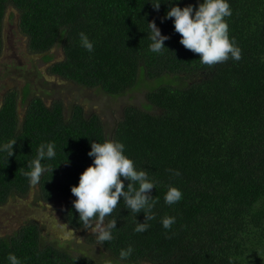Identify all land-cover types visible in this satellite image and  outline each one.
Masks as SVG:
<instances>
[{
	"label": "trees",
	"instance_id": "obj_1",
	"mask_svg": "<svg viewBox=\"0 0 264 264\" xmlns=\"http://www.w3.org/2000/svg\"><path fill=\"white\" fill-rule=\"evenodd\" d=\"M197 3L179 0L181 7ZM229 3L232 15L225 19L241 59L208 66L180 44L171 19L161 22L167 3L157 11L150 0H0V56L11 10L32 55L51 63L50 52L62 47L63 59L47 69L50 76L114 98L147 81L158 83L145 94L146 105L126 107L111 132L98 114L86 115L80 105L69 113L62 101L48 105L32 94L29 83L22 96L7 91L0 106V143H17L13 156L0 153V207L36 188L41 202L63 203L62 220L69 228L91 229L78 222L71 187L92 164L91 141H119L134 165L156 182L151 195L157 202L143 233L133 229L145 221L144 213H130L121 198L103 222L117 220L113 240L98 244L90 235L104 250L106 264H116L120 250L129 246L133 252L123 264H264V0ZM153 20L170 37L159 54L149 50L147 22ZM80 32L94 43L93 52L80 46ZM20 105L26 107L22 117ZM43 142L56 146V157L42 162L55 169L31 186L23 173ZM169 186L183 194L173 205L164 202ZM165 216L175 217L169 230L161 224ZM10 252L21 264H99L45 242L35 222L0 237V264H8Z\"/></svg>",
	"mask_w": 264,
	"mask_h": 264
},
{
	"label": "clouds",
	"instance_id": "obj_2",
	"mask_svg": "<svg viewBox=\"0 0 264 264\" xmlns=\"http://www.w3.org/2000/svg\"><path fill=\"white\" fill-rule=\"evenodd\" d=\"M150 2L157 11L161 3L169 5L161 22L172 20L174 31L181 37L180 44L199 54L201 64L213 66L229 59H241V51L235 40L230 38L229 26L225 19L232 15L229 0H198L196 6L189 4L184 7L180 6L179 0ZM147 26L149 50L159 54L170 37L162 35L154 20L147 22ZM79 43L88 52H93L94 43L84 32L79 33ZM16 143L15 139L0 143V153H6L7 158L13 156ZM55 147L54 142H43L36 149L34 158L27 161L28 171L23 174L29 185H37L46 172L53 173L55 168L42 162L51 161L56 157ZM88 156L93 158L92 164L80 174L78 185L71 187V193L76 198L72 201V206L78 213V222L84 229L95 226L98 244L113 240V229L116 228L117 220L109 219L106 225L103 222L106 217L111 216L122 198L124 208L130 213H144L145 221H137L133 231L145 232L149 227L146 221L155 218L152 210L157 201L153 199L151 190L156 188V182L149 179L148 173L138 169L134 161L125 155V145L122 142L105 140L101 143L93 140ZM168 171L180 175L178 170ZM182 195L181 190L169 186L164 195V202L173 205L182 199ZM174 223L175 217L161 218L165 230H169ZM132 252L131 246L126 250L121 249L116 264L127 260ZM6 260L8 264H21L20 259L11 252L7 254Z\"/></svg>",
	"mask_w": 264,
	"mask_h": 264
},
{
	"label": "rangeland",
	"instance_id": "obj_3",
	"mask_svg": "<svg viewBox=\"0 0 264 264\" xmlns=\"http://www.w3.org/2000/svg\"><path fill=\"white\" fill-rule=\"evenodd\" d=\"M14 14L11 16V14ZM4 48L0 56V106L4 94L17 90L22 96L27 83L32 94L51 101H62L67 113L75 106L84 108L86 115L98 114L111 132L122 119L128 106L141 108L146 105L145 94L158 83H142L132 93L122 97H111L98 89H88L71 81L50 76L47 69L53 62L63 59L61 46L55 47L50 54L54 57L47 63L43 56L32 55L28 51V40L20 34L18 17L15 11H8L4 21ZM26 107L19 106L22 117ZM37 189H33L25 199L15 198L4 207H0V237H7L28 223L35 222L42 230L44 241L63 247L74 255H89L99 264H106L104 250L88 238L97 235L95 226L89 230L74 231L62 220L63 203H44L38 199ZM123 264V263H121Z\"/></svg>",
	"mask_w": 264,
	"mask_h": 264
}]
</instances>
